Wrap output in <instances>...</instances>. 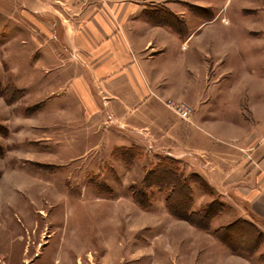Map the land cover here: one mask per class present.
I'll use <instances>...</instances> for the list:
<instances>
[{"label":"rangeland","instance_id":"374dc122","mask_svg":"<svg viewBox=\"0 0 264 264\" xmlns=\"http://www.w3.org/2000/svg\"><path fill=\"white\" fill-rule=\"evenodd\" d=\"M144 1H163V19L178 20L181 30L201 8L191 0ZM210 1L202 0L212 9L225 4L234 21L243 19L235 13L242 6H264V0ZM32 15L28 0H0V264H264V191L249 197L247 185L238 194L204 178L201 157L187 155L182 126H141L139 111L118 116L124 123L100 122L109 115L94 110L92 78L79 84L67 73L76 61L58 51L62 16ZM221 29L216 34L230 32L228 24ZM131 117L135 123L126 122ZM161 162L182 191L145 187L142 197L138 188ZM245 167L253 176L261 171L248 161ZM181 193L190 215L211 208L210 229L169 209Z\"/></svg>","mask_w":264,"mask_h":264},{"label":"crops","instance_id":"0c3cea01","mask_svg":"<svg viewBox=\"0 0 264 264\" xmlns=\"http://www.w3.org/2000/svg\"><path fill=\"white\" fill-rule=\"evenodd\" d=\"M102 1L28 0L35 21L45 10H58L62 16L59 41L64 47L58 51L62 59L76 61L74 72L67 73L79 84L85 86L86 77L92 78L98 100L94 110L100 117L109 115L100 122L124 123L118 116L139 111L141 126L149 121L157 127L169 122L182 126L187 155L201 157L197 170L207 173L204 178L231 186L238 194L247 185L253 189L249 197L264 191V6H242L235 13L243 12V19L234 21L225 4L212 9L202 0H191L201 8L185 18L184 31L178 20L163 19V1ZM59 2L65 9L57 7ZM168 8L181 14L174 5ZM227 24L229 33L216 34ZM170 98L192 107L191 120L167 107ZM247 161L261 171L253 176Z\"/></svg>","mask_w":264,"mask_h":264},{"label":"trees","instance_id":"16d2710c","mask_svg":"<svg viewBox=\"0 0 264 264\" xmlns=\"http://www.w3.org/2000/svg\"><path fill=\"white\" fill-rule=\"evenodd\" d=\"M133 147V146H132ZM163 168L166 169L163 171ZM143 187H132V188H138L139 193L142 197L146 195V188L145 187H159L161 189H166L167 187H170L171 192L176 194V191H182V185L179 183L178 178L174 175V172L171 171V169L168 167V162H161L158 164L157 167L153 168V171H150V173L145 177L143 180ZM136 200L143 206H147V204H144L142 200H140L138 197H136V193H134ZM169 197H171V193L169 194ZM181 199V202H178V198L175 201L177 204L176 208L182 209L179 211L174 206V202H169V209L173 211V213L179 214L180 216L191 220L192 222H195L199 224L200 226H204L205 228L210 229V224L212 220V214H211V208L209 206L203 207L197 211H193L190 215L189 209L187 204H185V197L183 196V193H181V196L179 197ZM192 207V204L190 208ZM192 209V208H191ZM189 213V214H188Z\"/></svg>","mask_w":264,"mask_h":264},{"label":"built area","instance_id":"2783aa9c","mask_svg":"<svg viewBox=\"0 0 264 264\" xmlns=\"http://www.w3.org/2000/svg\"><path fill=\"white\" fill-rule=\"evenodd\" d=\"M175 113H177L183 119H190L192 115V107L183 100L169 99L165 101Z\"/></svg>","mask_w":264,"mask_h":264}]
</instances>
